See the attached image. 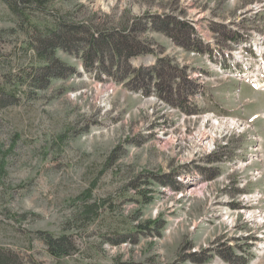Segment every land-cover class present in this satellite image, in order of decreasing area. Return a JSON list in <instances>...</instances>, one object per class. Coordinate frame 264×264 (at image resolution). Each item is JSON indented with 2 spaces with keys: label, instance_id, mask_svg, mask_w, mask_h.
<instances>
[{
  "label": "rangeland",
  "instance_id": "obj_1",
  "mask_svg": "<svg viewBox=\"0 0 264 264\" xmlns=\"http://www.w3.org/2000/svg\"><path fill=\"white\" fill-rule=\"evenodd\" d=\"M32 3L18 18L0 0V98L16 97L0 108V250L22 264H264V62L246 65L264 50V0ZM58 20L72 74L30 89L31 44ZM81 27L120 34L133 56L105 44L86 62ZM45 234L76 253L57 261Z\"/></svg>",
  "mask_w": 264,
  "mask_h": 264
},
{
  "label": "trees",
  "instance_id": "obj_2",
  "mask_svg": "<svg viewBox=\"0 0 264 264\" xmlns=\"http://www.w3.org/2000/svg\"><path fill=\"white\" fill-rule=\"evenodd\" d=\"M10 9L18 18H23L26 15V11L24 9L21 10V3L24 4H33L41 7V3H32V0H5ZM24 8H28L25 7ZM185 24L182 22L177 23V25ZM66 25L61 21L54 22V28L49 29L45 33H40L41 36L34 37V40L31 44L36 53V57L38 60V67L32 68L29 76L27 77L26 84L30 89H38L43 90L46 89L54 80L63 79L70 76V68L66 66L62 61L57 58V51L62 50L63 52H69L67 49L68 41L66 37L71 34V31H63L66 29ZM187 29V28H186ZM74 30L78 31V33H85L90 36L89 43V53L90 55H86V62H95L98 60H102V47L108 45L113 48V56L118 60H122L123 58L129 59L133 55H129L128 53L131 51L132 47L128 46L125 42L122 41V36L120 34H113L112 36H106L102 32L98 31L92 33V30H85V28H75ZM73 30V31H74ZM188 30V29H187ZM191 31V29L189 28ZM115 36H118V39H114ZM180 46L185 49L191 47V38L187 36L181 40ZM2 98H0V108H4L11 104L9 99L16 101V97L8 96L5 94ZM157 224V222H155ZM154 224V225H156ZM40 241L47 247V250L54 259L57 261H61L64 258L73 256L77 251V244L73 240V238L68 236L55 237L51 234H45ZM16 254L12 251H3L0 250V264H22L19 260L16 259Z\"/></svg>",
  "mask_w": 264,
  "mask_h": 264
},
{
  "label": "bare ground",
  "instance_id": "obj_3",
  "mask_svg": "<svg viewBox=\"0 0 264 264\" xmlns=\"http://www.w3.org/2000/svg\"><path fill=\"white\" fill-rule=\"evenodd\" d=\"M256 45H258L259 47L261 46V44H260V43H257V42H256ZM248 65H249V66H252L251 63H249ZM256 118H258V117H256ZM226 214H228V213H226Z\"/></svg>",
  "mask_w": 264,
  "mask_h": 264
}]
</instances>
